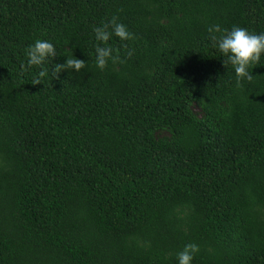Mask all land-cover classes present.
I'll return each instance as SVG.
<instances>
[{"label": "trees", "instance_id": "obj_1", "mask_svg": "<svg viewBox=\"0 0 264 264\" xmlns=\"http://www.w3.org/2000/svg\"><path fill=\"white\" fill-rule=\"evenodd\" d=\"M210 25L264 32V0H0V264H264V53L237 82Z\"/></svg>", "mask_w": 264, "mask_h": 264}, {"label": "clouds", "instance_id": "obj_2", "mask_svg": "<svg viewBox=\"0 0 264 264\" xmlns=\"http://www.w3.org/2000/svg\"><path fill=\"white\" fill-rule=\"evenodd\" d=\"M111 25V31H109ZM94 39L100 44L95 45L94 63L98 69L103 70L108 60L113 62L120 60L118 51L107 45L110 36L118 37L121 41L131 37L124 24L115 21L113 18L108 23L101 26H94L92 29ZM210 39L215 42V47L222 56L227 57L231 64L237 82L243 79H251L249 67L254 65L264 53V32L255 33L240 27L233 26L230 30H224L218 37L212 35L220 32L218 25H210L207 29ZM103 45V46H101ZM57 54L52 42L45 39H35L29 44L24 52L26 64L28 67L40 66L47 59L53 58ZM131 55V52H126ZM224 64V62L222 61ZM84 66V60L74 55H66L63 63H56L53 66V74L62 69L79 71ZM21 67H24L22 64ZM44 73L41 72L40 75ZM199 251V245L193 242L184 244L182 249L176 253V264H192L194 255Z\"/></svg>", "mask_w": 264, "mask_h": 264}]
</instances>
